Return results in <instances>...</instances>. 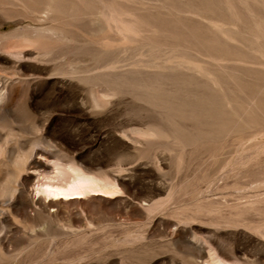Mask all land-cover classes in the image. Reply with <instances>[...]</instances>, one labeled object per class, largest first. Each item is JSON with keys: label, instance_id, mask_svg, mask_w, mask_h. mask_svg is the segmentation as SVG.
<instances>
[{"label": "rangeland", "instance_id": "374dc122", "mask_svg": "<svg viewBox=\"0 0 264 264\" xmlns=\"http://www.w3.org/2000/svg\"><path fill=\"white\" fill-rule=\"evenodd\" d=\"M2 86L0 264H264V0H0Z\"/></svg>", "mask_w": 264, "mask_h": 264}, {"label": "bare ground", "instance_id": "6f19581e", "mask_svg": "<svg viewBox=\"0 0 264 264\" xmlns=\"http://www.w3.org/2000/svg\"><path fill=\"white\" fill-rule=\"evenodd\" d=\"M5 89L6 87L4 86L0 87V117L7 116L6 114H2V111H5L9 108L8 102L12 97L9 92H5ZM10 116L11 114L9 115V117ZM10 127H13L12 124H10ZM31 137L35 138V136ZM7 149V146L0 147V157H3L5 159V152ZM36 155L45 156V152L43 150H38L36 152ZM47 160H49V158H47ZM54 164L56 166L55 169H57V174L55 177H49L47 169L43 164L37 165L35 163H29V159L26 155H19L18 160H16L13 165L14 173L8 180H6L5 182H1V195L4 197H13L16 192V185L18 184L19 178L23 173H28L27 180H33L34 178L32 174L29 173V171L39 172L40 176H43L45 179L49 180V182L38 184L36 188L35 198H37L39 195H44L47 200H51L47 208L50 210L57 209L56 214L54 215V217H57L59 215V211L63 209L62 204L71 200L72 197H86L95 192H103L106 194L114 195L119 191H117L115 185L105 181V179H100L88 175L86 172L82 171L73 161L64 163L58 158V160L55 161ZM63 198H65L66 200H64ZM38 214H40V212H38ZM48 217H52V215L50 214ZM29 218L31 220H35L34 216H29ZM210 258L211 259L208 262L209 264H224L211 254Z\"/></svg>", "mask_w": 264, "mask_h": 264}]
</instances>
